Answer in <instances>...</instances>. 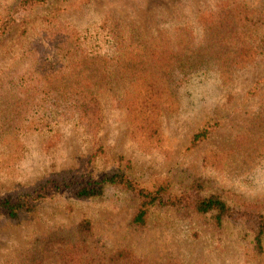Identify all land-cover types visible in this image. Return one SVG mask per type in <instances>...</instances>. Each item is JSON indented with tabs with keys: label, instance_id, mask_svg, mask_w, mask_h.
Returning a JSON list of instances; mask_svg holds the SVG:
<instances>
[{
	"label": "rangeland",
	"instance_id": "rangeland-1",
	"mask_svg": "<svg viewBox=\"0 0 264 264\" xmlns=\"http://www.w3.org/2000/svg\"><path fill=\"white\" fill-rule=\"evenodd\" d=\"M24 3L0 0L1 14L15 21L0 36V201L45 187L72 170L100 176L121 168L142 183L171 179L177 190L180 182L202 181L241 213L217 227L193 215L158 212L137 231L131 226L134 208L123 194L109 191L104 198L80 201L50 191L18 222L0 215V264H27L43 239L62 229L75 232L46 245L35 264H264L248 230L251 214L264 215V0ZM218 18L224 20L221 30L203 47ZM118 40L147 47L135 85H153V100L164 102L153 142L135 132L125 107L134 99H117L125 91L116 90L128 84L115 78L96 97L100 117L92 127L51 106L61 95L40 73L44 62L56 71L70 66V54L113 63ZM60 43L67 57L59 62ZM187 44L202 46L203 55L192 56L193 72L175 71V86L171 78L164 85L163 71ZM249 45L245 64L238 65L235 53ZM157 46L163 56L152 55ZM18 101L42 102L25 115L44 130L29 131ZM140 101L142 106L144 97ZM204 130L207 137L197 142ZM84 225L90 231L80 230Z\"/></svg>",
	"mask_w": 264,
	"mask_h": 264
},
{
	"label": "trees",
	"instance_id": "trees-1",
	"mask_svg": "<svg viewBox=\"0 0 264 264\" xmlns=\"http://www.w3.org/2000/svg\"><path fill=\"white\" fill-rule=\"evenodd\" d=\"M43 1L45 2L46 0H25L24 5L31 4L35 6L43 3ZM223 22L224 20L220 18L212 22V29H208L206 41L202 44L203 47H206L205 44L207 43L211 44V35L217 32V30H221ZM14 24L15 21L11 16L4 18L0 12V36L5 35ZM118 45V52L113 59V63L103 56H94L92 58L87 56L80 60L73 54H70V66L65 69L61 67V69H57L56 71L53 64L44 62L40 73L45 75V79L49 80L50 85L54 87L53 89L61 95L59 100H52L51 106L64 109V114L70 119L76 120L82 123V125L92 127L96 125L100 117L96 97L98 98L99 93L106 90L109 81L115 78L117 81H123L125 84H128L116 90V93H120V90L125 91L124 94H119L117 99L123 96L134 99L133 102H127L125 107L132 117L135 132L145 135L149 138L148 141L153 142V139L159 133L156 121L157 118H160L164 114V102L153 100V96H157L156 93L150 91L154 87L153 85H146L145 87L135 85V81L141 77V72L138 69L140 63H142L140 57L146 52L147 47L139 43V41L135 42V40L123 43L118 40ZM200 47L195 48L187 44V49L181 55H175V60H171L168 63L169 66L163 71L165 79L167 78L164 81V85L168 83V78H171V83L174 86L176 85L172 80V75L175 74V71L176 73L193 72L197 63L191 62L192 56L199 58L203 55L199 49ZM252 47V45H249V49H241V53H235L238 65L245 64V60L248 58V51ZM63 49V44L60 43L58 46L60 52L57 55L60 58L59 62L67 57V55L63 54ZM159 52L160 49L157 46L152 51V55L163 56ZM163 61V58L159 60V62ZM110 65L112 69H110ZM109 70L113 71L111 76H109L111 73ZM93 74L99 75L101 78L98 79L100 80H95L96 76ZM141 97H144V104L142 106L139 105ZM41 103L30 105L27 101L24 103L17 102L16 107L20 109L24 120L28 123L27 128L29 131H42L46 127L44 125L37 127V124L29 123L31 118L25 115L34 108L41 107ZM12 121L15 120L6 119V122ZM207 135V130L201 131L195 136V140L198 142L207 137ZM48 182L45 187H39L31 193L21 194L17 198H5V200H1L0 215L7 221L18 222L24 216L26 217L35 212L41 203L47 199L50 191L65 192L80 201H92L104 198L109 191L123 194L127 196L128 203L134 208L131 226L137 231L145 230L150 224L152 215L158 212L193 215L207 219L217 227H222L226 222L234 219L236 215H240L241 213L240 209L235 211L222 195L212 193L202 181H195L191 184L180 182L178 183L179 188L177 190L171 179L142 183L133 180L121 168L113 169L100 176H95L92 171L87 172L85 168H80L65 172L60 179H53ZM50 185L52 186L51 190H49ZM253 222L255 223V227H253ZM248 224V230L253 233V244L256 254L264 255V215L251 214ZM83 229L85 231L89 229L90 231V228L85 225L80 227V230ZM73 232H75V229H62L44 238L37 246V251L30 253V261L28 260L26 263L35 264L39 258L42 260V255H44L42 253L46 251V245L54 240H65L71 237ZM80 263L77 262L75 264ZM92 264L98 263L96 260H93Z\"/></svg>",
	"mask_w": 264,
	"mask_h": 264
}]
</instances>
